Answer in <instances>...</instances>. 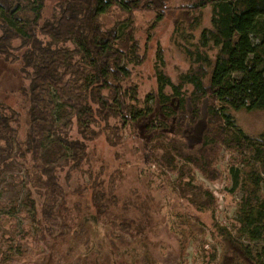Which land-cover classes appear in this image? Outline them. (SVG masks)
I'll return each mask as SVG.
<instances>
[{"label": "trees", "instance_id": "16d2710c", "mask_svg": "<svg viewBox=\"0 0 264 264\" xmlns=\"http://www.w3.org/2000/svg\"><path fill=\"white\" fill-rule=\"evenodd\" d=\"M45 4L46 0L18 1L8 7L0 3V55L21 64L29 81L20 93L27 117L25 137L20 113L0 103V182L8 173L26 178L22 214L28 220L21 229L12 220L13 227L0 232V264H114L108 254L104 260L99 251L72 247L89 213L109 226L114 239L128 236L126 242L141 245L150 241L160 208L151 206L148 193L124 192L127 177L121 168L106 173L101 166L96 171L90 151L91 142L101 138L119 147L126 132L143 120L156 168L152 175L163 177L169 186L190 185L196 172L209 178L223 147L236 154L231 167L241 166L234 170L232 190L243 193L237 226L252 241L264 242V132H247L232 114L264 109V69L259 68L251 41L257 19L264 17V0L197 2V9L211 6V26L180 23L174 31L189 68L173 80L159 48L156 90L147 92L140 82L143 57L138 45L131 36H120L121 30L106 29L99 9L117 5L131 14L149 9L162 20L165 0H59L50 17L44 16ZM14 40L20 45L13 46ZM200 120L205 122L202 137L191 142V129ZM172 153L181 158L180 165ZM77 172L88 178L67 188ZM199 196L203 200L199 197L202 201L191 208L195 214L187 209L184 215L180 208L178 217L195 218L205 240L216 239L219 232L232 241L241 257L231 264H264V243L251 246L238 240L219 222L215 197L208 190ZM10 217L0 221V230ZM183 238L181 257L188 264L184 254L190 238ZM219 244L224 245L217 241L205 250L202 264H221Z\"/></svg>", "mask_w": 264, "mask_h": 264}, {"label": "rangeland", "instance_id": "374dc122", "mask_svg": "<svg viewBox=\"0 0 264 264\" xmlns=\"http://www.w3.org/2000/svg\"><path fill=\"white\" fill-rule=\"evenodd\" d=\"M18 1L24 2V0H0V3L8 7L15 6ZM199 1L165 0L166 12L162 20H158L155 11L149 9L137 10L132 14L117 5H113L109 9L107 7L99 9L100 22L106 29H113L118 33L121 30L120 36H131V42L138 45V52L143 57V63L139 66L140 82L146 92L156 90L154 63L159 48L164 53L165 71L173 80L177 81L178 75L189 68L186 52L180 45V41L175 40L174 31L180 23L188 27L197 21H201L202 27L211 26L212 8L211 6L202 9L195 8L194 5ZM58 4L59 0H46L44 16L54 15ZM21 14L25 15L26 12L21 11ZM1 31L0 29V34ZM251 41L259 68L264 69V17L257 19L251 32ZM122 42L129 41L120 42L121 46L124 47L126 45ZM12 45H20V40H14ZM16 62L13 58L4 59V56L0 55V103L9 105L20 113L21 137L23 138L27 132L25 122L27 117L26 110L22 109L20 104V93L22 88L29 84V81L26 80V73L21 64L18 65ZM232 114L237 119L238 124L247 132H264V109L232 110ZM144 123L146 120L133 126L130 131L128 130L125 142L119 147L111 146L101 138L91 142L90 151L96 160L94 165L96 171L101 166L106 173L121 168L127 177L124 192L136 189L139 194L148 193L153 199L151 206L160 208L159 212L154 215V222H156L157 227L155 231L150 233V241L141 245L126 242L130 240L128 236L122 241L121 237V239L119 237L114 239L113 235L109 233V226L98 220L94 214L89 213L90 215L84 219L77 231L80 239L75 241L72 247L77 245L80 251L86 253L99 251L102 256H105L104 260H108L107 256L110 255L114 257L112 261L114 264H133L138 261H145V264H183L181 257L185 241L183 236L186 235L190 238L188 243H185L186 253L184 254L188 264H202L205 250H210V245L217 244V241L221 240L224 244L218 245L221 264H231L232 261L241 257L239 248L233 245L232 241L222 237L219 232L215 234L216 239L208 236L205 240L202 232L203 227L198 224L195 218L191 216L178 217L180 208L183 209L184 215L187 214V209L195 214V209L192 210L191 208L197 207L203 200V197L199 196L203 190H208L215 197V212L219 222L229 226L238 240L251 246L263 244L264 242L260 240L252 241L249 239L248 235L237 226L238 203L243 193L232 190L234 170L241 166L238 163L234 169L231 167L235 163L236 154L231 155V152L223 147L220 155L217 156V169L209 175V178L200 172H196L197 179L190 185L169 186L165 180H162L163 177L152 175L156 168L152 165L154 158L151 156L150 134L145 133L141 128ZM204 126L203 120L193 126L190 134L191 142H197L201 139ZM172 154L174 157H171L180 165L181 158L174 153ZM172 176L173 178L177 177L176 174ZM87 178V174L84 176L77 172L71 186L67 188H76ZM24 180L26 178L14 177L12 173H8L0 182V203L3 205L0 207V221L4 220L7 214L11 216L10 221L1 225L0 232L5 228L8 230L7 228L13 227L12 220L20 229L28 222L22 214L24 197L27 193L23 186ZM201 183H203V188ZM141 185H145V187H141ZM199 197L202 198L201 201ZM202 217L204 218V215ZM121 236L124 235L121 234ZM203 244L205 245L203 246ZM116 255H122L124 258L116 259L118 257Z\"/></svg>", "mask_w": 264, "mask_h": 264}]
</instances>
